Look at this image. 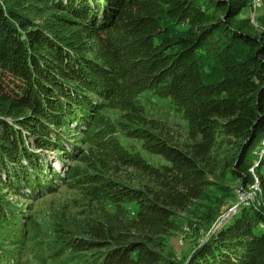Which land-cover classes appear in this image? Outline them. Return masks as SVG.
<instances>
[{"label":"trees","instance_id":"1","mask_svg":"<svg viewBox=\"0 0 264 264\" xmlns=\"http://www.w3.org/2000/svg\"><path fill=\"white\" fill-rule=\"evenodd\" d=\"M23 3L0 0V264H174L158 241L199 201L206 241L177 264H264V207L240 203L222 221L238 205L231 184H255L251 169L264 193V32L243 28L250 0ZM146 91L187 123L184 148L147 130L165 123L147 117ZM97 155L112 172L137 168L144 191L91 171ZM64 191L78 197L64 216L32 212ZM81 199L112 221L68 228Z\"/></svg>","mask_w":264,"mask_h":264},{"label":"rangeland","instance_id":"2","mask_svg":"<svg viewBox=\"0 0 264 264\" xmlns=\"http://www.w3.org/2000/svg\"><path fill=\"white\" fill-rule=\"evenodd\" d=\"M24 1L26 3L28 0ZM25 3H23V5H25ZM31 9L37 14H42L41 8L37 7V9ZM33 18L36 20V23H40L38 17L35 18L33 16ZM241 18L245 19L247 23V25H244L245 27H243L247 32L255 35L263 33L264 0H250V5L247 9L243 10ZM140 100L142 106L145 108L148 118L159 120L165 123L164 127L159 126V128L156 130L147 128V130H149L151 133H154L155 136H158V139L162 142L166 141L174 147H178L180 149H182V147L184 148L188 141L187 123L183 121L178 114H175L171 110L167 101L155 96L151 91L144 92L141 95ZM123 142L124 144H137L135 142L128 141L127 139H124ZM137 146H139V144ZM138 150L142 157L149 163L160 164L161 159L159 157L152 155L141 148ZM234 150L235 149L232 146H219V154L225 158L232 157L233 154L236 153ZM256 154L259 156V158L264 159V139L261 141ZM50 157L53 162V168H55L57 172L63 174V163L59 160L60 157L56 156L54 153H51ZM91 163H94V166L90 164L89 169H91V171H98V175L110 174L111 176H114L116 180H119L121 183H124L131 188L144 191V185L148 182L147 177L139 170H136L137 168L135 167H128L116 172H112V165L102 164V161L98 155ZM103 166L105 167L104 169ZM250 171L256 182L248 189L247 192H243L242 190L239 192V190H237L238 185L235 183L231 184V186L234 187V192L238 193V205L230 211L227 217H222L223 222H226L228 217L234 214L240 203H245L247 205V202L250 203L254 201L261 207H264V193L260 190L259 186L260 183L263 184L261 179L259 180L261 176L259 177V175L253 172L252 169ZM262 175V180L264 181V170H262ZM218 176L219 174L217 173L214 177L218 178ZM15 199L18 200L17 198ZM73 199L78 200V197L70 191H64V193L53 195L39 203H36L32 206V212L38 216H44L46 218L56 215L62 217L64 216L62 205L67 206V204L70 203V200ZM204 204L205 202L201 201L195 202L191 204L185 212L177 215L175 218V230L171 232L168 237L158 241L159 247L157 250L163 254L168 262H172L174 264L182 262L185 256L191 254L196 244L204 243L206 241V234L204 231L196 230L197 225L200 223L197 222V217L204 211V208L202 207ZM66 211L73 214H66L70 221V226H68V228L75 230L78 234L79 231L82 230L81 224L85 223L86 221L88 222L92 219L112 221L111 217L113 216L111 215V211L107 212L101 210L96 204L89 203L88 200L83 199H81V201L78 203L77 208L69 206L66 208Z\"/></svg>","mask_w":264,"mask_h":264},{"label":"water","instance_id":"3","mask_svg":"<svg viewBox=\"0 0 264 264\" xmlns=\"http://www.w3.org/2000/svg\"><path fill=\"white\" fill-rule=\"evenodd\" d=\"M233 212H234V211H233ZM235 212H236V211H235ZM235 212H234V213H235Z\"/></svg>","mask_w":264,"mask_h":264}]
</instances>
